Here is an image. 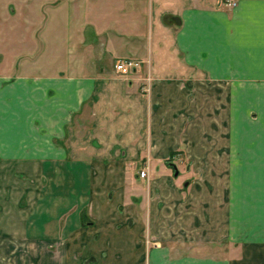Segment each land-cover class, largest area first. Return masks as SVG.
Returning a JSON list of instances; mask_svg holds the SVG:
<instances>
[{"label": "rangeland", "instance_id": "374dc122", "mask_svg": "<svg viewBox=\"0 0 264 264\" xmlns=\"http://www.w3.org/2000/svg\"><path fill=\"white\" fill-rule=\"evenodd\" d=\"M75 2L65 14V0H0V79L86 68ZM209 106V120L179 110L168 122L184 139L162 143L163 158L113 162L121 175L76 160L39 178L0 165V264H264V94L212 95ZM209 121L222 124L206 127L211 141L185 142L192 123Z\"/></svg>", "mask_w": 264, "mask_h": 264}, {"label": "crops", "instance_id": "0c3cea01", "mask_svg": "<svg viewBox=\"0 0 264 264\" xmlns=\"http://www.w3.org/2000/svg\"><path fill=\"white\" fill-rule=\"evenodd\" d=\"M235 1L79 0L82 17L70 27L80 30L86 68L0 79V165L39 178L71 170L76 160L103 179L121 175L127 170L113 162L163 158L169 147L162 143L184 139L177 140L168 122L179 110L203 111L209 120L212 95L264 94V0ZM124 57L140 59L141 66L120 73L114 62ZM192 126L187 143L211 141L206 127L222 124ZM172 263L228 264L210 258Z\"/></svg>", "mask_w": 264, "mask_h": 264}, {"label": "built area", "instance_id": "2783aa9c", "mask_svg": "<svg viewBox=\"0 0 264 264\" xmlns=\"http://www.w3.org/2000/svg\"><path fill=\"white\" fill-rule=\"evenodd\" d=\"M223 2L226 5H234L236 3L235 0H224ZM140 66H141L140 59L131 58V57L118 58L114 62V68L122 74H128L130 72H133L134 70L138 69ZM147 79L149 80V77H147ZM139 175L142 177H145L147 175L145 168L140 171Z\"/></svg>", "mask_w": 264, "mask_h": 264}, {"label": "water", "instance_id": "95a60500", "mask_svg": "<svg viewBox=\"0 0 264 264\" xmlns=\"http://www.w3.org/2000/svg\"><path fill=\"white\" fill-rule=\"evenodd\" d=\"M174 173L177 174V169L174 170ZM82 219H83L85 222H88V221H87L88 218H87L85 215H83Z\"/></svg>", "mask_w": 264, "mask_h": 264}]
</instances>
